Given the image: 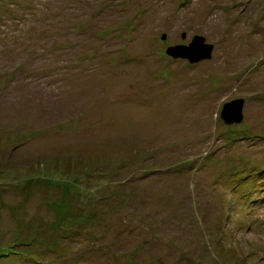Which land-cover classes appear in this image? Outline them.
I'll list each match as a JSON object with an SVG mask.
<instances>
[{"label": "rangeland", "instance_id": "374dc122", "mask_svg": "<svg viewBox=\"0 0 264 264\" xmlns=\"http://www.w3.org/2000/svg\"><path fill=\"white\" fill-rule=\"evenodd\" d=\"M0 264H264V0H0Z\"/></svg>", "mask_w": 264, "mask_h": 264}, {"label": "water", "instance_id": "95a60500", "mask_svg": "<svg viewBox=\"0 0 264 264\" xmlns=\"http://www.w3.org/2000/svg\"><path fill=\"white\" fill-rule=\"evenodd\" d=\"M163 39L165 40V38ZM212 52L213 47L208 45L204 38L196 37L188 47L178 46L171 48L168 51V55L175 59H187L192 64H195L201 61L210 60ZM244 104V100H237L226 104L222 111V119L224 122L228 125L241 124L244 120Z\"/></svg>", "mask_w": 264, "mask_h": 264}]
</instances>
